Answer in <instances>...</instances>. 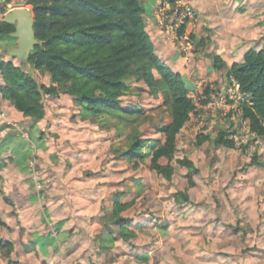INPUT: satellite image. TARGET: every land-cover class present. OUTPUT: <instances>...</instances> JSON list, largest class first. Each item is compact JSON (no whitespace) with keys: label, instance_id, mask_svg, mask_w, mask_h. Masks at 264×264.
<instances>
[{"label":"rangeland","instance_id":"1","mask_svg":"<svg viewBox=\"0 0 264 264\" xmlns=\"http://www.w3.org/2000/svg\"><path fill=\"white\" fill-rule=\"evenodd\" d=\"M159 2L154 14L163 33L157 15L172 3ZM173 2L188 5L195 20L196 48L183 56L187 64L178 61L181 74L209 80L215 94L227 91V69L249 50L264 49V0ZM215 56L224 70L215 67ZM29 66L38 83L50 85ZM126 82L122 106L143 112L133 121L115 112L87 114L62 93L46 98V117L30 127L0 99V241H24L36 220V232L62 242L59 261L69 264H264V138L248 133L246 121L229 137L235 148L214 143L222 130L232 131L239 100L228 116L209 113L205 126L203 113L192 115L178 136L175 159L161 160L174 168L168 180L151 170L150 159L135 168L123 156L132 136L163 143L157 130L171 122L162 93L154 97L144 83ZM200 135L210 140L198 146ZM184 159L194 167L182 165ZM179 192L188 201L178 202ZM117 200L130 205L120 215L131 220L127 230L113 221ZM30 201L32 211L21 218ZM8 224L18 230L9 231Z\"/></svg>","mask_w":264,"mask_h":264},{"label":"trees","instance_id":"2","mask_svg":"<svg viewBox=\"0 0 264 264\" xmlns=\"http://www.w3.org/2000/svg\"><path fill=\"white\" fill-rule=\"evenodd\" d=\"M5 2L10 4L11 0ZM25 3L32 8L36 38L42 43L31 54L29 65L48 76L50 85L38 83L24 66L2 61V98L30 122V127L46 117V98H57L62 93L73 97L87 114L98 117L104 112H115L133 121L142 116V110L127 109L120 99L130 90L127 78L142 82L154 97L163 94L171 122L157 130L164 138L163 143L151 144L152 140L132 136L134 141L123 156L134 161L135 168L150 159L151 170L171 180L174 168L162 165L161 160L170 163L175 159L178 136L199 110L190 96L188 80L164 63L156 52L144 19L150 6L143 0H25ZM185 29L183 26L179 33ZM14 30L13 25L0 22V37L12 40L9 35ZM214 64L219 70L226 68L220 56H215ZM232 78L250 99V104H241L244 120L249 121L258 138H264V49L249 50L242 63L228 68L226 80ZM205 94L210 95L211 90L207 89ZM234 132L222 130L214 143L235 148V142L229 139ZM209 140L208 135H200L197 145ZM144 147L149 152L143 151ZM180 163L194 167L186 159ZM176 200L186 202L188 198L179 192ZM129 207L119 200L114 206L113 221L122 231L127 230L131 220L120 215ZM123 235V239H128Z\"/></svg>","mask_w":264,"mask_h":264},{"label":"crops","instance_id":"3","mask_svg":"<svg viewBox=\"0 0 264 264\" xmlns=\"http://www.w3.org/2000/svg\"><path fill=\"white\" fill-rule=\"evenodd\" d=\"M143 1L146 5L150 6L148 9L150 13L145 14L144 19L146 22L147 31L150 34L151 39L155 45L157 54L164 63H166L175 72L181 74L180 71L182 70L183 67L179 66V64L177 63L178 61H183L185 64H187L186 59L183 57V55L177 52L178 49L176 45L173 43V41L169 39L164 33L161 32V30L158 27L157 18L155 17L154 14L155 8L161 3L159 2L160 0H143ZM163 2H167V1H163ZM10 4L16 7L26 6L25 0H11ZM7 13H3V14L0 13V22L5 21V16ZM16 45H17V41L15 39L12 38V40H10L8 38L0 37V62L11 61L16 65H21L16 61V59H13L12 57L6 55V51ZM24 69L26 70L25 67ZM30 73L33 72L31 71ZM181 75L184 76L189 82V88L191 93L190 96L192 98L193 93L196 92L197 81L191 80V78L186 76V74H181ZM46 77L50 81L49 77L48 76ZM198 79H202V78H198ZM205 81H209V80L205 79ZM2 83L3 80L0 73V86L2 85ZM0 96L3 105L7 107L11 115H13L16 119H19L21 117L24 119L23 115L17 112L10 102L5 101L2 98L1 93ZM35 199L36 197L33 196L32 201H35ZM10 200H12L15 203V199L13 198V196L10 198ZM25 204H26L25 208L21 209L18 212L19 214H21V218H23V216L25 215L24 213H28V212L30 213L34 207V202L32 203L30 201L29 203L26 202ZM30 223L31 226L29 227L30 229L26 233L27 237H25L26 239L24 241H18V242L17 240L0 241V250L2 251L6 250L5 254H0V264H69L66 260H64L63 262L59 261V256L61 255L62 252L60 246L62 242H59L53 234H50L48 232L43 234L38 233L39 230H37L36 228H34V226H32V224L37 225L36 220L35 221L32 220ZM16 228L8 224L9 231L18 230ZM22 229H27V228L25 226L22 227ZM35 230L38 232H36ZM19 231L23 233L21 230ZM20 239H22V237H20ZM7 244H11L12 247L10 248L9 246H6Z\"/></svg>","mask_w":264,"mask_h":264},{"label":"built area","instance_id":"4","mask_svg":"<svg viewBox=\"0 0 264 264\" xmlns=\"http://www.w3.org/2000/svg\"><path fill=\"white\" fill-rule=\"evenodd\" d=\"M15 8L19 7L12 6V4H7L5 0H0V13H7ZM22 8L31 10V7L28 5ZM161 9V15L157 16L160 19V27L163 33L173 41L179 53L187 58L186 55L189 52L191 53L195 51L196 48V39L192 37L193 35L195 36V34L191 26L195 22L193 16L194 12L190 7H188V5L183 6L179 4V2H175L171 4V6L164 5V7ZM183 26H186V29L180 34V29ZM226 87H228L227 91L220 93L218 92L216 94L212 91L210 95H206L205 91L207 89L211 90L212 86H210V84L205 80H197L196 92L193 93L192 99L194 100L198 110L204 114V116L203 114L200 116V118H202L203 126L206 125V117L211 112L213 113L217 110L225 111L224 116H228L229 112L233 111V109H235L237 106V100H239V103L241 104H250L249 97L242 94L240 91V85L233 78L227 81ZM235 119L239 120V122H235ZM230 120L231 124H233L232 131H235L233 134H235L238 127L246 122V120L243 118L242 109L238 108L237 113H234ZM248 133L254 137L257 136L252 131H249Z\"/></svg>","mask_w":264,"mask_h":264},{"label":"water","instance_id":"5","mask_svg":"<svg viewBox=\"0 0 264 264\" xmlns=\"http://www.w3.org/2000/svg\"><path fill=\"white\" fill-rule=\"evenodd\" d=\"M5 22L15 27L9 36L17 41V45L8 49L6 55L16 59L19 64H29L30 56L42 43L36 38L35 19L31 10L15 8L5 16Z\"/></svg>","mask_w":264,"mask_h":264}]
</instances>
